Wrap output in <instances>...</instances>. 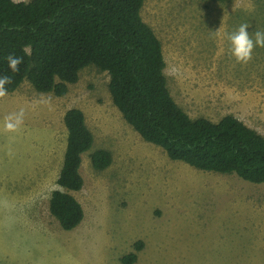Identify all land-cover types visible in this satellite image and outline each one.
I'll use <instances>...</instances> for the list:
<instances>
[{
  "label": "rangeland",
  "instance_id": "obj_1",
  "mask_svg": "<svg viewBox=\"0 0 264 264\" xmlns=\"http://www.w3.org/2000/svg\"><path fill=\"white\" fill-rule=\"evenodd\" d=\"M142 17L163 44L169 89L191 117L234 115L264 136V47L238 64L226 35L242 23L250 34L264 30V0H145ZM109 82L89 67L65 97L29 82L0 97V264H122L133 252L135 264H264V183L171 160L123 119ZM72 108L85 113L95 145L74 193L85 219L66 231L49 205L61 189ZM21 109L22 125L6 130L5 117ZM98 149L113 156L104 171L92 166Z\"/></svg>",
  "mask_w": 264,
  "mask_h": 264
},
{
  "label": "trees",
  "instance_id": "obj_2",
  "mask_svg": "<svg viewBox=\"0 0 264 264\" xmlns=\"http://www.w3.org/2000/svg\"><path fill=\"white\" fill-rule=\"evenodd\" d=\"M144 4L145 0H0V75L11 78L7 93L29 82L39 93L65 97L81 72L95 67L108 73L109 91L123 119L171 160L263 184V135L234 115L218 122L193 118L176 102L165 73L163 44L142 17ZM9 55L23 58L16 72L8 68ZM64 123L68 137L57 181L61 189L52 193L49 210L64 230L71 231L85 219L74 193L84 187L83 156L93 150L95 136L81 109L68 110ZM91 162L95 170L104 171L113 164V156L98 149ZM143 246L138 242L137 251ZM137 261V252L121 258L122 264Z\"/></svg>",
  "mask_w": 264,
  "mask_h": 264
},
{
  "label": "clouds",
  "instance_id": "obj_3",
  "mask_svg": "<svg viewBox=\"0 0 264 264\" xmlns=\"http://www.w3.org/2000/svg\"><path fill=\"white\" fill-rule=\"evenodd\" d=\"M249 24L242 23L239 27L226 34L229 43V52L238 64H246L251 60L254 48L264 47V30H257L254 33H249ZM27 51V49H25ZM8 68L12 72L18 71V66L22 63L23 58L20 56L9 55L7 58ZM11 83L9 76L0 75V97L7 94L6 85ZM24 120V110L9 114L5 117L4 128L8 131L18 129Z\"/></svg>",
  "mask_w": 264,
  "mask_h": 264
},
{
  "label": "bare ground",
  "instance_id": "obj_4",
  "mask_svg": "<svg viewBox=\"0 0 264 264\" xmlns=\"http://www.w3.org/2000/svg\"><path fill=\"white\" fill-rule=\"evenodd\" d=\"M44 143V142H43Z\"/></svg>",
  "mask_w": 264,
  "mask_h": 264
}]
</instances>
